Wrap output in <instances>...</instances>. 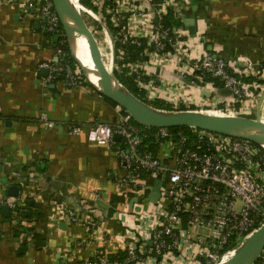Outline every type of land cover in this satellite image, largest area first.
<instances>
[{
  "label": "crops",
  "instance_id": "obj_1",
  "mask_svg": "<svg viewBox=\"0 0 264 264\" xmlns=\"http://www.w3.org/2000/svg\"><path fill=\"white\" fill-rule=\"evenodd\" d=\"M23 4L0 0V199L11 198L8 188H19L8 217L5 206L0 208V264H78L96 253L118 255L140 221L136 199L130 208L133 198L121 196L118 187L123 171L117 147L123 142L96 146L85 135L70 136L68 126L112 124L120 112L88 86L70 87L62 76L50 81L41 75L47 70L42 65L58 62L57 43L44 31L37 3L27 10ZM178 8L182 40L195 48L190 51L201 49L236 68L251 61L258 72L264 69V0H178ZM108 40L117 50L114 39ZM168 64L148 65L145 72L158 89L188 99L189 109L183 103L181 112L215 104L223 109L219 99L225 95L186 89ZM259 94L264 98V90ZM259 100L232 109L251 116ZM262 105L260 110L264 99ZM35 213L40 219L27 218Z\"/></svg>",
  "mask_w": 264,
  "mask_h": 264
},
{
  "label": "built area",
  "instance_id": "obj_2",
  "mask_svg": "<svg viewBox=\"0 0 264 264\" xmlns=\"http://www.w3.org/2000/svg\"><path fill=\"white\" fill-rule=\"evenodd\" d=\"M95 2L101 14L113 15L109 19L117 44L116 71L126 69L148 102L160 100L171 107V112H181L180 106L189 103L166 87L158 89L156 80L145 72L146 66L159 62L175 66L180 85L186 89L209 88L215 95L223 90L230 92L219 99L223 109L217 110L215 104L208 114L234 115L232 107L236 104L244 106L254 99L258 102L260 94L255 95L264 90V69L258 72L251 61H243L242 67L236 68L201 49L190 51L195 48L182 40L184 28H163L169 12L182 23L178 0H92L93 5ZM36 3L44 31L64 39L51 0H24L23 7L34 8ZM130 48L142 49L140 53L133 52L137 56L134 62H129ZM62 54L58 48V62L41 66L48 70V80L62 76L68 86L80 85V73L64 62ZM248 78L258 83L245 81ZM215 81L222 86L216 87ZM116 109L120 115L112 124H72L68 131L70 136L85 135L88 143L102 147L114 144V135L120 136L123 143L117 147V157L123 174L118 187L121 196L136 199L140 221L122 250L123 261L96 253L78 264H225L264 225L261 148L245 140L196 129H190L197 137L196 144L187 146L184 135L175 141L169 130L157 129L156 138L161 143L153 156L140 151L142 130L131 123L127 113ZM41 118L49 129L54 128L55 124L44 115ZM148 179L159 186V198L154 204L148 200L154 189ZM3 206L15 208V201L1 198L0 208ZM88 224L95 225L90 221ZM255 264H264V249Z\"/></svg>",
  "mask_w": 264,
  "mask_h": 264
},
{
  "label": "water",
  "instance_id": "obj_3",
  "mask_svg": "<svg viewBox=\"0 0 264 264\" xmlns=\"http://www.w3.org/2000/svg\"><path fill=\"white\" fill-rule=\"evenodd\" d=\"M51 2L52 10L58 16L71 53L77 64L80 65L81 70L87 75L89 72L76 58L72 50L75 34L80 35L86 40L89 57L93 66L92 74L97 78L98 86L93 85L90 81L89 83L104 100H108L116 107L122 109L139 125L145 128L166 130L196 129L224 137L245 140L255 146L264 148V123L260 120V108L264 98H260L255 115L252 118L249 116L225 117L208 113L158 110L127 91L115 79L114 75L109 73L106 67H104L97 41L80 12L76 9V6L72 5L69 0H51ZM154 24H157L156 20H154ZM191 24L193 25V22ZM41 75L47 76L48 70H41ZM112 82L118 83L124 90L114 87ZM220 93L225 96L230 95V92L224 90ZM113 140L119 141L120 136L114 135ZM158 191L159 186L157 184L154 191L148 196L150 203L154 204L157 201L159 197ZM8 196L18 198L19 188L15 186L8 188ZM134 203L135 199L133 198L130 200V208L133 207ZM3 212L8 217L10 209L5 206ZM263 249L264 225L251 235L225 264H255Z\"/></svg>",
  "mask_w": 264,
  "mask_h": 264
},
{
  "label": "trees",
  "instance_id": "obj_4",
  "mask_svg": "<svg viewBox=\"0 0 264 264\" xmlns=\"http://www.w3.org/2000/svg\"><path fill=\"white\" fill-rule=\"evenodd\" d=\"M79 4L91 11L96 12V8L94 7L92 0H78ZM180 22L174 19V16L172 13H168L167 16L164 18V21L162 22V26L163 28H172V27H179L180 26ZM61 27V26H60ZM62 29V27H61ZM63 30V29H62ZM53 38H55V41L57 43V47L60 48L62 50V56H63V60L66 64H68L70 66V68H72L73 70H78V72L80 73L79 77H78V83L80 85H84V86H88L94 90H96L89 82H87L85 80L84 74L82 73V71L79 68V65L77 64V62L75 61L72 53H71V49L69 46V43L66 39V37L64 39H61L57 36L51 35ZM117 45V44H116ZM130 55H129V62H134L137 59L136 55H133V52L135 51L136 53H140L142 52V49L140 48H130ZM143 60H146V58H143ZM114 77L117 79V81L122 84V86L126 87V89L133 94L135 97H137L138 99H140L141 101H143L144 103L158 109V110H164V111H169L171 112L172 109L168 104H165L164 102L160 101V100H155L154 102H148L145 99V93L141 92L137 89L136 85L134 84L132 77H129L127 75V70L126 69H121L120 71H116V69L114 70ZM245 81L247 82H257V80L255 78H248L245 79ZM258 83V82H257ZM215 85L216 87H221V83L219 81H215ZM97 91V90H96ZM108 103H110L111 105H113L114 107H116L114 104H112L111 102H109L108 100H106ZM236 108H239V104L235 105ZM179 111H184V110H179ZM249 117H253V116H249ZM131 123L136 126L137 128H139L140 130H142V136H143V142L140 148V151H146L151 155H155L157 153L158 147L161 143V140H157L156 138V133H157V129H153V128H145L141 125H139L137 122H135L134 120H131ZM169 133L171 134V136L174 138L175 141H177L179 135H184L185 137H187L188 139V144L187 146L190 145H194L196 144L195 142L197 141V137L194 133L191 132L190 129H171L169 130ZM258 147V146H257ZM264 153V151H262ZM146 176V174L144 175ZM114 201L116 202H121L122 200L120 198H116L113 197L112 198ZM17 211H20L19 209H17ZM25 216V213H22V216ZM41 214L40 213H35L34 215H28V219H40ZM22 231V230H21ZM19 234H23V232H19L16 233V236H19ZM111 258H117L121 261H123L125 259V254L122 252L118 255L115 256H110Z\"/></svg>",
  "mask_w": 264,
  "mask_h": 264
},
{
  "label": "rangeland",
  "instance_id": "obj_5",
  "mask_svg": "<svg viewBox=\"0 0 264 264\" xmlns=\"http://www.w3.org/2000/svg\"><path fill=\"white\" fill-rule=\"evenodd\" d=\"M94 6L96 8V12H93L90 10H85L83 8H81V10H79V9L78 10H79L81 16L83 17L84 21L86 22V24L90 28L91 32L93 33V35L97 41L104 67H106V69L108 70L109 73L114 75V72H115L114 69L116 68V66L118 64V61L116 58L117 57V50L113 49V40H111L112 38L113 39L115 38L114 33L111 31L112 26L110 24L111 21L109 19L113 15L112 14H109V15L101 14L100 13V6H99L98 2H95ZM104 21L106 24L104 23ZM106 36H107V38H106ZM108 37L111 41L108 40ZM111 47H112V50H111ZM79 68L81 70L80 65H79ZM82 73L84 74L85 80L87 82H89L87 75L83 71H82ZM124 88L126 89V87H124ZM240 107H243V106L240 105ZM211 108H212L211 105L203 106V107H200L199 110L193 109V110H188V112L206 113L207 111L208 112L211 111L212 110ZM254 110L251 108V112H250L251 116L255 115L254 112H256V111H254ZM232 114H234V115L229 114V115H225V117H238V116H240L239 114H235L234 112ZM213 115H217V114H213ZM260 120L264 123V107L262 108V110H260ZM261 150L264 151V148H261Z\"/></svg>",
  "mask_w": 264,
  "mask_h": 264
},
{
  "label": "bare ground",
  "instance_id": "obj_6",
  "mask_svg": "<svg viewBox=\"0 0 264 264\" xmlns=\"http://www.w3.org/2000/svg\"><path fill=\"white\" fill-rule=\"evenodd\" d=\"M71 2L72 5L76 6V9L81 10V7L78 6L76 0H69ZM78 10V11H79ZM73 53L76 56V58L82 63V65L86 68L87 72H89L87 74V78L88 80L95 86H98V80L97 78L92 74L93 71V66L91 63V59L89 57V53H88V46L86 43V40H84V38H82L80 35L75 34L73 37ZM112 84L114 85V87L120 89V90H124L118 83L116 84L115 82H112Z\"/></svg>",
  "mask_w": 264,
  "mask_h": 264
}]
</instances>
